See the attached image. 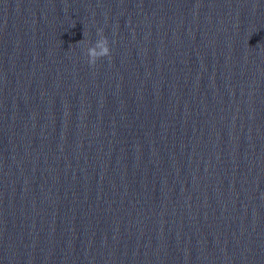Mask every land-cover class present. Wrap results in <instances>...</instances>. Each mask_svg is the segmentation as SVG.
Here are the masks:
<instances>
[{
    "label": "clouds",
    "instance_id": "9594fccd",
    "mask_svg": "<svg viewBox=\"0 0 264 264\" xmlns=\"http://www.w3.org/2000/svg\"><path fill=\"white\" fill-rule=\"evenodd\" d=\"M97 34L99 36V39L93 45L87 47L86 50V56L88 58V64L90 66H95L98 60L103 57L110 56L108 38L103 34L102 29H98ZM83 35H86V33H83ZM97 49H100V51L98 52Z\"/></svg>",
    "mask_w": 264,
    "mask_h": 264
}]
</instances>
